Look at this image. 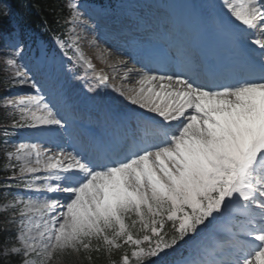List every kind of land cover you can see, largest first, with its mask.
Segmentation results:
<instances>
[{
  "label": "snow or ice",
  "instance_id": "snow-or-ice-1",
  "mask_svg": "<svg viewBox=\"0 0 264 264\" xmlns=\"http://www.w3.org/2000/svg\"><path fill=\"white\" fill-rule=\"evenodd\" d=\"M69 7L73 27L56 38L61 59L41 49L25 63L24 44H13L8 83L33 94L4 100L9 122L0 125V142L71 127L61 87L67 74L89 93L111 87L127 102L115 117L121 132L69 147L37 141L5 149L0 187L24 194L5 205L16 235L0 255L16 264L91 261L93 253L107 264H264V0L192 5L199 26L228 42L225 67L170 43L151 50L142 67L122 57L109 65L126 69L122 82L135 79L138 86L127 88L111 85L114 77L85 55L77 32L88 23L83 5ZM136 23L155 29L149 40L172 36L169 25L161 30L143 15Z\"/></svg>",
  "mask_w": 264,
  "mask_h": 264
},
{
  "label": "trees",
  "instance_id": "trees-1",
  "mask_svg": "<svg viewBox=\"0 0 264 264\" xmlns=\"http://www.w3.org/2000/svg\"><path fill=\"white\" fill-rule=\"evenodd\" d=\"M67 0H0V43L4 35L13 32L15 27L9 16L16 15L19 27L26 34L32 37L43 36L50 38L65 33L68 18L71 14ZM5 64L0 60V125L7 120V112L2 104L3 95L7 92L9 73L5 70ZM2 140V138H0ZM4 143L0 142V178L6 174ZM2 197L0 196V201ZM9 215L0 213V252L12 236L14 225L7 223ZM112 259H118V253H114ZM0 261L4 264H16L15 257L7 260L0 255ZM61 264H107V257L104 254H92L91 261L84 259L81 255H72L62 258Z\"/></svg>",
  "mask_w": 264,
  "mask_h": 264
},
{
  "label": "rangeland",
  "instance_id": "rangeland-1",
  "mask_svg": "<svg viewBox=\"0 0 264 264\" xmlns=\"http://www.w3.org/2000/svg\"><path fill=\"white\" fill-rule=\"evenodd\" d=\"M170 1H171V9H172L173 3L175 0H170ZM182 1L185 2V5H187V7L189 9L186 16H188L191 20L195 21L196 16H195L194 10H192L193 14H191V9L189 8L190 7V0H182ZM214 1L216 4L219 3V0H214ZM191 3L193 5L194 1L191 0ZM204 3L208 4V3H211V1L210 0H204ZM129 18H131V16H127V20ZM84 19L88 21V26L87 27L85 25L84 26H78L77 32L79 33V35L81 37L80 46H81L82 50L84 51L85 55L92 60L93 64L96 66L97 70L103 69L107 74H109L110 77H114L113 79L110 80L112 85L120 87L123 84V87H125V88L135 86L132 79H129L127 81L122 82L121 75L118 71L119 66H117L116 71H114L113 68L109 66V65L114 63V61L116 60L117 57H124V56H122L124 54H120V52H121L120 47H122L123 45H117L115 43L110 42L107 38H105L103 36V34L99 31V29L96 28L95 25H91V26L89 25L90 24L89 19H87L85 16H84ZM134 19H136V18H131L130 20H134ZM12 46H13V44H8V46L5 49V53L3 54V58L6 61H8V59H9L10 53L12 51ZM108 53H111V55L109 56ZM25 63H27V57L26 56H25ZM72 90H75V91L77 90L78 93H76V94H83V92H84L82 87L78 86L76 83L73 84ZM21 94H32V92H30V89L28 86H17L16 88H14L11 91L9 98L17 97ZM114 96L116 97L117 100H119L120 111L124 113L125 108H123L121 105L122 104L126 105V103L121 100L122 98L119 97L118 93L114 92ZM78 97L76 96V98H78ZM84 100H85V102L87 101V102L92 103V105L95 107L99 106L105 110V105L102 102V99L100 98L99 94L89 93V95L87 94V98L85 96ZM98 121L99 122L100 121L101 122L102 121H104V122L109 121V113L108 112L106 113L103 120H97V122ZM23 132L24 133H22V136L17 141H15V144H18L21 142L33 143L34 142L33 140L35 138L41 137L38 133L29 134L27 131H23ZM21 194H24L23 190L18 189L16 192V195H21ZM7 203L0 204V212L8 211L5 208V205ZM10 242L11 243L9 245H6V247H10V246L15 245V239L10 238Z\"/></svg>",
  "mask_w": 264,
  "mask_h": 264
},
{
  "label": "bare ground",
  "instance_id": "bare-ground-1",
  "mask_svg": "<svg viewBox=\"0 0 264 264\" xmlns=\"http://www.w3.org/2000/svg\"><path fill=\"white\" fill-rule=\"evenodd\" d=\"M174 8H175L174 9V17L176 20H183L185 22H189V19L186 16L188 10H187V7L184 3L176 0V2L174 4ZM187 24H189V23H187ZM128 63H129V61H128ZM129 67L132 68V66H129ZM125 70L126 69H124L123 66H119L118 71H119L121 76H122L123 71H125ZM129 79H132L135 86H138V85H136L135 79L132 76H130Z\"/></svg>",
  "mask_w": 264,
  "mask_h": 264
}]
</instances>
